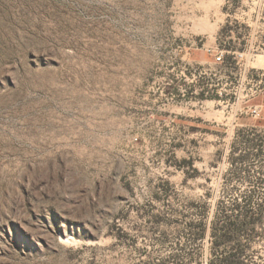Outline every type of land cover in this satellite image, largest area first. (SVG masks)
<instances>
[{"label":"rangeland","instance_id":"rangeland-1","mask_svg":"<svg viewBox=\"0 0 264 264\" xmlns=\"http://www.w3.org/2000/svg\"><path fill=\"white\" fill-rule=\"evenodd\" d=\"M222 208L264 264V0H0V264H210Z\"/></svg>","mask_w":264,"mask_h":264},{"label":"trees","instance_id":"trees-1","mask_svg":"<svg viewBox=\"0 0 264 264\" xmlns=\"http://www.w3.org/2000/svg\"><path fill=\"white\" fill-rule=\"evenodd\" d=\"M246 209L242 215L244 218L236 220L229 219L225 213V209H221L220 220L214 219L209 229L210 236L213 237V247L224 246L223 251L214 254L210 259V264H245L244 257L246 250L250 247V242L246 240L241 242L237 236L250 226L256 228V221L253 219L247 220L245 217L248 214ZM198 232H195V238H202L208 231V224L201 223ZM234 243V249H227L225 246L229 243Z\"/></svg>","mask_w":264,"mask_h":264},{"label":"built area","instance_id":"built-area-1","mask_svg":"<svg viewBox=\"0 0 264 264\" xmlns=\"http://www.w3.org/2000/svg\"><path fill=\"white\" fill-rule=\"evenodd\" d=\"M223 53H219L218 55H216L215 57V62L216 63H221L223 61ZM252 114L256 117L260 116L261 115V108L259 106H255L253 109H252Z\"/></svg>","mask_w":264,"mask_h":264}]
</instances>
